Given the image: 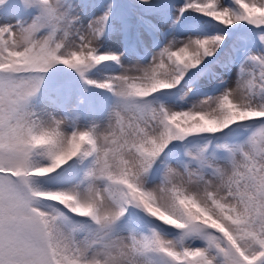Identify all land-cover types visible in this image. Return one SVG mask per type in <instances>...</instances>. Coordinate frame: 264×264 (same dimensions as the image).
Instances as JSON below:
<instances>
[{"label":"snow or ice","instance_id":"snow-or-ice-1","mask_svg":"<svg viewBox=\"0 0 264 264\" xmlns=\"http://www.w3.org/2000/svg\"><path fill=\"white\" fill-rule=\"evenodd\" d=\"M0 264H264V0H0Z\"/></svg>","mask_w":264,"mask_h":264}]
</instances>
